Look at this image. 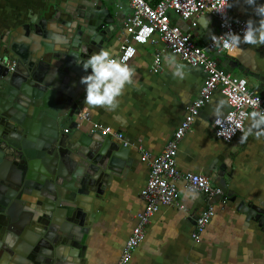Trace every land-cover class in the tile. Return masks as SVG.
I'll list each match as a JSON object with an SVG mask.
<instances>
[{"label":"water","instance_id":"water-1","mask_svg":"<svg viewBox=\"0 0 264 264\" xmlns=\"http://www.w3.org/2000/svg\"><path fill=\"white\" fill-rule=\"evenodd\" d=\"M123 1L47 4L29 13L36 20L0 39V264H86L98 201L135 171L125 142L81 130L76 121L86 98L80 81L91 74L77 59L117 40L125 29ZM226 57L220 68L229 72L235 60ZM224 157L208 170L222 194L203 195V212L224 199L246 212L245 200L230 189L235 158ZM248 210L264 227V212Z\"/></svg>","mask_w":264,"mask_h":264},{"label":"crops","instance_id":"crops-1","mask_svg":"<svg viewBox=\"0 0 264 264\" xmlns=\"http://www.w3.org/2000/svg\"><path fill=\"white\" fill-rule=\"evenodd\" d=\"M230 3L234 5L229 8L233 18L259 20L244 0H231ZM257 3L264 4V0H257ZM47 4L66 7L73 4V0H0V39L7 30L21 25L27 18L33 16L36 20V14L29 13H36ZM122 5L126 23L132 10L128 0ZM169 15L173 22L191 33L199 46H205L212 35L220 32L216 19L210 16L201 17L199 26L193 29L189 22L184 24L174 14ZM125 35V31L120 32L109 48L117 56ZM217 53L219 56L214 60L220 67L228 55ZM166 54L172 55L158 35L154 36L153 42L138 46L136 56L130 62L136 68L138 86L127 87L115 112L89 107L88 119L76 118L79 128L86 132H90L94 124H100L122 133L135 158V171L97 203L96 210L101 217L87 239L86 264H115L121 258L126 242L138 224V216L146 206L141 194L149 179L150 166L141 158L144 153L153 157L162 153L184 120L187 107L198 98L203 87L205 73L202 70L176 56L185 66L186 77L180 80L172 75L166 64ZM156 55L161 57L158 73L153 71ZM229 57L235 60L229 72L247 78L251 90L264 98V46L242 44L240 50ZM221 100L226 103L220 116L230 110L225 97L216 91L182 140L177 166L183 174L208 177L209 167L215 159L233 156L235 166L233 177L229 179L230 189L245 200L246 212L237 210L228 199L212 203L207 209L213 208L215 214L201 241L196 242V221L204 213L207 203L202 194L188 191L181 182L179 204L162 206L152 216L145 229V240L129 264H264V227L259 226L256 217L248 212L253 207L264 212V138L258 141L250 136L243 143L241 135L231 143L219 140L213 122L217 118L214 109ZM248 125L249 119L245 130Z\"/></svg>","mask_w":264,"mask_h":264},{"label":"built area","instance_id":"built-area-1","mask_svg":"<svg viewBox=\"0 0 264 264\" xmlns=\"http://www.w3.org/2000/svg\"><path fill=\"white\" fill-rule=\"evenodd\" d=\"M230 2L231 0H128L132 13L125 23V39L116 58H123L130 63L136 56L137 47L153 42L154 36L158 35L172 55L202 70L205 73V81L198 98L187 107L184 120L162 153L156 157L144 153L141 158L150 166L149 179L141 194L146 206L138 216V224L126 242L121 258L115 264L131 262L134 252L145 240L146 226L160 207L179 204L181 182H184L185 188L190 192L208 196L222 194L220 189L212 186L206 175L183 174L177 166L182 140L200 116L203 107L211 101L214 93L220 91L230 107L225 115L217 117L213 122L216 137L226 143H231L245 131L246 121L252 111L264 110V98L251 90L247 78L223 71L217 61L209 56L210 52H225L228 56H233L237 51L230 54L214 46L211 37L205 46H199L191 33L183 31L169 15L172 13L179 19L189 22L193 29L199 26L201 17L210 16L218 23L220 32L215 36H222L229 31L242 36L247 20L231 16L227 8ZM1 63L3 60L0 57ZM160 65L161 57L156 55L153 62L155 73L159 72ZM89 113L90 108L83 105L77 119L86 120ZM93 130H101L104 136L125 142L124 135L111 127L94 124ZM125 144L127 145L126 142ZM214 214L213 208H210L197 218L194 233L196 242L201 241Z\"/></svg>","mask_w":264,"mask_h":264},{"label":"clouds","instance_id":"clouds-1","mask_svg":"<svg viewBox=\"0 0 264 264\" xmlns=\"http://www.w3.org/2000/svg\"><path fill=\"white\" fill-rule=\"evenodd\" d=\"M244 2L253 8L259 20L249 19L242 36L231 31L219 37L211 36L214 46L230 54L233 51H239L242 44L264 46V4H258L257 0H244ZM233 6L231 3L227 4V8ZM116 56L114 50L101 49L85 60L77 59V64L82 65L85 72L91 70V74L82 77L80 81L86 86V106L115 112L120 106V98L125 94L127 87L138 86L135 66L123 58L117 59ZM164 60L174 77L180 80L185 79V66L178 62L175 55L166 54ZM225 103L223 100L219 101L214 109L218 118L222 114ZM250 136H254L258 141L264 138V110H254L250 113L249 125L241 134V142H246Z\"/></svg>","mask_w":264,"mask_h":264},{"label":"flooded vegetation","instance_id":"flooded-vegetation-1","mask_svg":"<svg viewBox=\"0 0 264 264\" xmlns=\"http://www.w3.org/2000/svg\"><path fill=\"white\" fill-rule=\"evenodd\" d=\"M13 206H14V208H15L16 211L19 209V205L18 204H15Z\"/></svg>","mask_w":264,"mask_h":264}]
</instances>
